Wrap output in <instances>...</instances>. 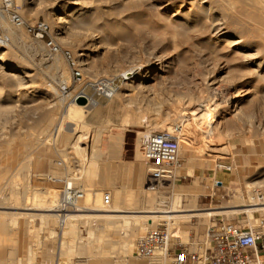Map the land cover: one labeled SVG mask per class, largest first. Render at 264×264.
I'll use <instances>...</instances> for the list:
<instances>
[{"label":"rangeland","instance_id":"1","mask_svg":"<svg viewBox=\"0 0 264 264\" xmlns=\"http://www.w3.org/2000/svg\"><path fill=\"white\" fill-rule=\"evenodd\" d=\"M165 1H173V6L158 9ZM186 1L14 0L25 21L48 22L54 41L76 57L82 77L76 80L71 76L61 54H48L22 28L7 19L5 24L1 22V29L9 36L6 44H0L1 261L16 258L17 264H55L56 261L59 264H160L159 257L143 259L136 254L138 239L149 229L143 217V220L140 217L131 220L128 225L119 217L84 218L76 222L78 226L67 227L62 233L56 230V219L22 213L45 212L29 208L40 203L42 191L58 198L56 185L45 179L46 174H53L68 177L76 186L88 189H82L88 193L93 190L94 207L105 210L92 213L145 214L131 212L148 209L154 203L144 195L145 188L155 182L148 176L140 138L151 131L171 130L180 121L176 114L170 113L169 123L164 127L154 124L155 120L165 118V111L170 108H185L182 117L185 120L180 123L182 131L178 134L179 156L189 153L196 166L192 177L181 173L179 178L174 174L170 180L156 181L155 194H162L169 203L176 197L172 203L174 209H195L175 214L246 205L253 194L257 202L262 201L264 78L250 71L254 63L248 56L254 48L231 50L204 30L193 32L188 38L174 33L170 22L180 17L169 16L177 5L181 3L178 7L181 12L195 8V2L189 5ZM79 12L82 19L77 21L73 17ZM57 16H64V21H58ZM14 32L19 33L17 38ZM260 54L264 55V49ZM2 61L13 65L16 72L8 74L12 72L1 68ZM149 67L152 71L145 75L143 84L126 91L121 74L129 69L140 72ZM60 71L66 76V91L61 89ZM101 78L113 80L115 92L111 97L96 93L92 83ZM213 79L216 83L210 84ZM80 90L88 95L86 107L74 102L73 97ZM126 92L132 97L126 96ZM229 93L234 94H231L234 100L219 123V108H215L217 112L210 110L203 119L194 116V112L201 111L195 97L218 101ZM236 101L238 104L234 106ZM78 107L85 109L81 111ZM192 108L194 112L190 111ZM59 119L62 130L53 137L52 130ZM48 120L51 125L43 131ZM211 125L215 130H223L222 136L207 135L205 131ZM73 128L77 134L83 133L81 139L73 138ZM111 133L121 136L116 147L109 144ZM183 139L189 144L185 145ZM180 164L179 160L173 170ZM217 164L228 165L230 169ZM33 194L38 197L33 198ZM105 194L110 197L108 203H104ZM242 207L253 206L233 208ZM13 213L24 216L17 215L15 220L11 217ZM248 213L176 216L168 224L160 221L156 225H165L171 236H178L190 250L200 252L208 245L206 229L219 220H233L242 226L257 225L264 220V211ZM49 229L54 232L50 234ZM171 229L175 230L173 234ZM60 241L62 252L58 259L55 256ZM32 253V259L27 261Z\"/></svg>","mask_w":264,"mask_h":264},{"label":"bare ground","instance_id":"2","mask_svg":"<svg viewBox=\"0 0 264 264\" xmlns=\"http://www.w3.org/2000/svg\"><path fill=\"white\" fill-rule=\"evenodd\" d=\"M182 1L183 0H181V2ZM192 2L193 3L197 2L196 4L194 3L195 8L193 10H191L189 8L186 12L185 11L181 12V10L179 11L178 7L181 4L180 3V4L177 5V9L170 14L169 18H171L172 16H176V17L178 16V19H179V17H180L179 20L177 19L178 21H176L174 23L170 22V24L173 25L174 33H176L178 35H181L182 37L188 38L191 35V33L199 31V30H204V32L207 35H209V37H213L216 41L224 42V45L226 47L230 48L231 50L244 51V50H249L251 48H254L253 53L250 52L249 54H251V55L248 56V60L250 62L254 63V68L250 69V71L257 73V75L260 78H264V69H261V67L264 66V55L260 54V51L262 49H264V48H262V47H264V0H187L186 4L190 5ZM13 3H15L14 0H13ZM172 6H173V1H165L164 3H162L158 7V9L167 10V9H169V7H172ZM179 12H181V13L179 14ZM56 19L58 21H64V16H57ZM73 19H76L77 21H80L82 19V14L79 12L77 15H75L73 17ZM1 22L3 24L6 23V18L4 16L1 17ZM14 34H15L14 37H16V38L19 36V33H17V32H14ZM1 68H9L10 72H12V73H8L10 75H13L14 72H16V69L13 68V65H11L10 63H8L6 61H2ZM129 70H128V72L126 71V73H122L121 74L124 77V79H125L123 84H124V87H125L126 91H131L136 86H139V85L143 84V80H144L145 75L152 71V67L146 68V69H144V70H142L140 72H133L132 70H130V71ZM259 70L262 71L261 74H260V72L258 73ZM123 71L124 70H122L121 72H123ZM58 77L60 78L62 83H66L67 82V80L65 79L66 76L64 77V74H63L62 71L59 72ZM220 82H221V80H220ZM213 83H216V81H214V79L210 82V84H213ZM153 86H154V84H153ZM51 89H52L53 93L56 92V89H54V88H51ZM231 94H233V93H231ZM231 94L230 93H229V95L227 94L226 97H222V98L218 99V101L216 99L214 100V98H212V100L209 99L210 101L207 100L206 98H204V99H206V100H204L203 96L202 97L201 96H197V97H195L196 98L195 102H197V105L200 107L199 109L201 111L199 113L198 112H194L193 108L190 109V111L194 112V116L195 117L197 116L198 118H202L206 113L210 112V110L216 111L215 108H219L220 111H221L220 115L218 116V119H217V123H219L221 120H223L222 118H225L224 116L228 112L229 103H232L233 100H234V96H233L234 94L233 95H231ZM125 95L129 96L130 93L126 92ZM129 97H132V95H130ZM73 99H74V102L76 104H78V105L85 106V104L87 103V97L83 93H81L80 91L77 92L74 95ZM133 99H134V97H133ZM238 101L234 102L235 103L234 106H236L238 104ZM153 105H154V103H153ZM72 107H73V109L76 108V106H74V104H73ZM85 107H78V108L80 110L81 109L83 110V108L85 109ZM144 107L146 108V106H144ZM155 109H156V107H155ZM184 109H182V107L181 108L175 107V108H172V109L170 108L169 110L165 111L166 112L165 114L167 116L165 118L161 117V119L155 120L154 124L158 125V126H162V127L166 126L169 123L167 121L169 119L168 117H170L172 115V113H173L174 115L176 114V115H178V117H180V121L177 123L179 125L182 122V120H185L184 118L182 119V117H184V114H185ZM163 111H164V109H163ZM214 111L212 113H214ZM77 113H80V112L78 111ZM130 113H132V112H130ZM170 113H171V115H170ZM68 114H67V116H68ZM210 116H211V114H210ZM215 116H216V114H215ZM49 119H51V118H49ZM62 119H59L57 121L56 125L53 128V130H52L53 137L58 136L60 134V131L62 130V128L61 129L59 128V124H60L59 121H61ZM195 121L196 120H194V122ZM46 122L47 123L45 124V126L43 128L44 129L43 131H45V128L47 130V128H49L48 126L51 125V123H50L51 121L49 122V120H48ZM83 123L85 124V121ZM61 124L63 125V122ZM84 124H83V127H84ZM195 124H197V123H195ZM210 124H212V123H210ZM158 126H157V128H158ZM68 129H71V128L68 127ZM77 130H79V129H77ZM72 131H73L72 132L73 133V138L75 137L76 139H78L80 137V139H81V136L83 135V133L80 132V134H77V131H75L74 128L72 129ZM181 131L182 130L180 129L179 132H178L179 135L181 134ZM223 132H224L223 130H217V129L215 130V127L212 126V125L209 126V128L205 131V133L207 135L210 134V136H211V134H212L215 138H218L219 136H222ZM78 133H79V131H78ZM147 134L148 133L144 134V136H142L140 138V140L143 139ZM109 135H110L109 136V144H110V146L116 147L117 143L121 140V136L119 135V133H116V134H112L111 133ZM182 142H184L185 145L189 144V142L184 140V139H183ZM93 147H95V146H93ZM90 162L93 164L92 161H90ZM87 164L89 165L90 163L87 161ZM88 165H87V171H89V173H90L91 170H90V168H88ZM175 166H176V164H175ZM187 172L190 173L191 170L190 169H180V170L175 169V170H173V176L172 177H174V174H181V173H186L187 174ZM68 180H70V179H68ZM216 182H218V181H216ZM157 187H158L157 182L151 184L149 187H146V188L144 187L145 188V194L144 195L146 196L147 200L150 201V203L154 202L155 205H153L154 203H152L151 206L148 209H144V210H140V211H131V212H144L145 214H113V215L112 214L109 215V213H107L108 215L107 214L104 215V213H102V214L95 213L96 211L104 212L105 209H102V208H99V207H94L93 201H95L96 198H95L93 190H92V192L89 190L91 193L90 192L88 193V191L87 192L84 191V190H88V189L82 188V189H84L83 190V197L81 199V206L82 207L77 209V210H73V211H70V212L67 213V219H66L65 226L63 228L62 233L65 231V229H67V227H76V226H78L77 223H76L77 221H79L81 219H84V218H90V217H98V218L100 216H104V217H119L127 225H128V223L130 224L131 220L134 221L135 219H138V217H140V219L143 217L145 219L144 223L146 222L147 226L150 228V227H155L156 224L158 222H160V221H163V222H166V223H167V221L168 222H172L173 221L172 218L175 219L176 216H179L177 218H180V216L191 217V216H201L203 214L208 216V215L224 213V212L225 213H229V212H243V211L245 212L246 211V212H249V213L250 212L253 213V212L264 211V198L261 199L262 201L257 202V200H255V196H253L254 195L253 194V195H249V201L250 202L248 201V203L246 205H240V204L239 205H233V207H235V206H253V207L233 208L230 205V209H224V210L219 209V210H207V211H203V212H191V213H185V214H183V213L175 214L174 212L194 211L195 209H193V208H190V209H174L173 208L174 204H172V203H173V201L176 200V197H174V199L171 200L172 202L169 203L168 201H166L167 198H164L162 194H155V190L157 189ZM42 192H43V194L39 195L40 203H38V204L36 203V204L32 205L33 207H29V208H34V209L40 210V211L44 210L45 212H39V213H36V214H30V213L27 212V213H22V214H29L28 215L29 217H33L34 215H37L41 219H45V220L46 219H49V220L57 219V214L54 212V209H53V205H54V202L56 201V199H55L56 197L54 198L53 195L51 196V194H49V195H47V193L44 194L45 191H42ZM36 197H38V196L33 194V198H36ZM31 200H32V198H31ZM34 200H36V199H34ZM168 203L170 205H168ZM26 208H28V207H26ZM92 211H95V212L92 213ZM22 214L21 213H13L11 215V217L13 216V218L16 220L17 217L15 218V216L22 215ZM22 216H24V215H22ZM143 218H142V220H143ZM169 220H172V221H169ZM258 221H259V219H258ZM108 222H106V220H105V223L108 224ZM261 222H264V220H262ZM110 223L111 222H109V224ZM134 226L135 225H133V227ZM142 228H143V226H142ZM174 231L175 230H172V234H173ZM49 232L51 234L54 231L52 229H49ZM170 233H171V231H170ZM59 236H61V235H59ZM61 252H62V248H61V241H60V248L56 252L58 254V256H55V257L58 258L59 255L61 254ZM159 254H160V252L158 250H156L155 253H154V256L151 257V259L155 258V257L161 258L159 256ZM32 257H33V253L31 254V257L27 261H30L32 259ZM154 261H156V260H154ZM17 263H18V261H17L16 258L14 259V261L13 260H7V261H3V260L1 261L0 260V264H17ZM42 264H48V263H42ZM55 264H59V262L56 261Z\"/></svg>","mask_w":264,"mask_h":264},{"label":"built area","instance_id":"3","mask_svg":"<svg viewBox=\"0 0 264 264\" xmlns=\"http://www.w3.org/2000/svg\"><path fill=\"white\" fill-rule=\"evenodd\" d=\"M4 16L12 25L22 28L29 36L39 41L48 54H61L71 69V76L79 80L82 77L76 57L68 49L62 50L54 41L48 22L36 19L25 21L13 0H0V24ZM9 36L0 27V44H6ZM96 93L111 97L115 92L113 80L101 78L93 83ZM66 91L65 83L61 86ZM88 96L83 90H80ZM181 124L171 130L151 131L140 140V150L151 181H166L173 176V167L179 161V135ZM58 165L61 162H57ZM229 170L230 166L217 164ZM45 179L56 185L59 191L53 209L57 214L56 230L62 232L67 213L81 208L83 190L68 180L66 176L46 174ZM216 184L220 182H215ZM110 197L104 195L105 203ZM208 245L202 251L190 250L188 244L171 236L167 227L158 224L147 229L136 244V254L150 259L156 250H160V264H264V222L257 225L242 226L233 220H219L206 229Z\"/></svg>","mask_w":264,"mask_h":264},{"label":"crops","instance_id":"4","mask_svg":"<svg viewBox=\"0 0 264 264\" xmlns=\"http://www.w3.org/2000/svg\"><path fill=\"white\" fill-rule=\"evenodd\" d=\"M179 160L181 161V164L180 165H177V169L178 170H180V169H190L191 170L190 173L187 172V174L186 173H184V174L186 176L192 177V175L194 173V167L196 165H195V162L193 161V158L191 157V155L189 153H184V154H182V157L181 158L179 156ZM180 175L181 174H177V177L179 178ZM192 182H194V181H192Z\"/></svg>","mask_w":264,"mask_h":264}]
</instances>
